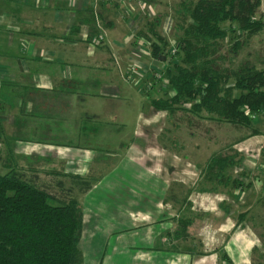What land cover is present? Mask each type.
<instances>
[{"label": "crops", "instance_id": "obj_1", "mask_svg": "<svg viewBox=\"0 0 264 264\" xmlns=\"http://www.w3.org/2000/svg\"><path fill=\"white\" fill-rule=\"evenodd\" d=\"M158 3L0 0V167L60 183L64 178L86 180L93 169V154L84 144L91 137L103 142L118 138L116 115L133 103L138 108V132L124 137L144 142L142 154L133 155L136 162L151 160L159 166L144 171L151 181L144 187L149 199L114 202L116 212L98 222L90 241V234L83 237V214L84 246L89 242L101 249L94 264H214L220 262L217 244L223 248L229 231H235L233 219L220 225L216 218L209 229L207 223L203 228L193 223L194 218L218 217L215 209H227L228 202L204 200L203 195L219 191L202 193L196 188L210 156L198 162L178 153L173 156L174 166L171 158H163L172 157L161 144L169 138L158 136L166 115L150 101L164 97L167 88L163 84L148 88L144 77L131 72L132 67L140 73L166 70L167 63L159 67L149 45L138 37L146 22L160 14L155 12ZM164 15L159 34L176 46L163 28L164 20L172 19ZM119 124L126 128L125 122ZM121 143L113 142L117 151L123 149ZM179 161L184 163L181 171L192 175L172 179ZM109 246L112 249L107 253ZM231 246L235 248V242ZM238 248L233 259L222 252L228 264L237 252L250 248L249 237ZM85 259L82 256V263Z\"/></svg>", "mask_w": 264, "mask_h": 264}, {"label": "trees", "instance_id": "obj_2", "mask_svg": "<svg viewBox=\"0 0 264 264\" xmlns=\"http://www.w3.org/2000/svg\"><path fill=\"white\" fill-rule=\"evenodd\" d=\"M165 17L158 14L138 33L151 56L156 60L163 56L167 63V89L164 97L150 101L151 106L165 113L167 122L182 112L248 133L237 142L260 135L254 121L264 125V68L247 63L225 66L222 49L236 29L230 48L233 55L263 31L264 0L180 1L170 16L174 57L166 54L169 44L158 31ZM228 149L210 155L200 173L199 192L242 189L243 183L233 175L241 168L242 158ZM238 174L244 176L242 171ZM35 180L17 171L0 176V264H82L79 202L54 201L48 188L37 186ZM77 181L85 183L82 193L86 194L89 183ZM62 186L56 183L57 188Z\"/></svg>", "mask_w": 264, "mask_h": 264}, {"label": "rangeland", "instance_id": "obj_3", "mask_svg": "<svg viewBox=\"0 0 264 264\" xmlns=\"http://www.w3.org/2000/svg\"><path fill=\"white\" fill-rule=\"evenodd\" d=\"M180 1L182 0H158L159 6L155 7V12L158 11L160 14L171 16L173 15V9ZM163 26L166 36L171 39L174 29L173 21L169 19L164 20ZM227 26L226 24V27ZM234 26L236 28V25ZM237 33L238 30L236 29V33L228 35L227 42L223 45L222 54L226 59L224 65H232L233 68H236L243 63H247L253 65L257 69L264 68V29L260 34L251 38L247 44L243 45L236 55H233L230 53V48L233 44L232 40L237 36ZM239 38H242L240 41L244 39L242 36ZM172 46L173 45H169V47ZM163 65L164 62L158 63L159 67ZM162 73L164 74L165 71H162ZM144 78L148 81L147 76H144ZM161 84L166 87L164 82H158L155 85L160 87ZM135 90L138 94L140 93L139 88ZM134 104L135 103L131 104L130 107L128 106L127 110H120L118 115H116L119 121L115 120V128L117 132L121 133L118 138L110 139L109 142H103L98 138L91 137L88 140V144H84L88 145L85 147H88L93 154V160L91 161L93 169L88 172V175H91H89L86 181L83 180L90 185L89 191L86 194L82 193L85 183L77 180H66L64 178V182L62 181V188H57L56 182L58 179L55 182L53 178L35 177L36 185L47 187L54 201L61 202L67 201L68 199H75L79 202L85 218L83 237L85 238V234H90L89 241L92 240V233L93 235L96 233V231L92 229L99 226L98 222L101 220L104 221L107 217L111 216L113 212H116V210L113 209L114 202L149 199V194L144 187L148 186L151 181H149L148 177H145L144 171L151 167L159 169L156 162L151 160L136 162L133 157L134 154L144 151V142L142 139L133 140L131 142L130 140L132 138L124 137L129 133L131 137H133L136 135V132H138V129H135V113L138 108H136ZM121 121L125 122L126 128H120L119 122ZM254 122L259 129L260 135L251 137L252 139L249 141L248 139H244L237 142L241 138L247 136L248 133L237 132L227 124H219L209 120L202 121L179 112L168 122L164 120L163 128L161 129L160 135H158L160 138H169V141L163 140L161 144L162 146L164 144L165 147H168L167 149L171 152L172 157L165 155L163 158H171L173 166L176 162L173 156L178 153L190 155V158L199 162L201 158H206L213 153H226L229 151L228 148L231 147L233 150H236L242 158L243 162L241 168L234 171L233 175L243 183L244 188L242 187V189H239L237 192L232 188L224 190V188L220 187L218 189L219 193L203 195L206 201L213 199V202H228L225 207L228 210H225L228 211L229 215H225L226 211L219 208L213 210L216 213L219 212L218 217L212 215L206 216L205 218L193 219L195 225H202L201 228L204 227V223H207L209 226L208 229L210 227L212 228V224L216 221V218H220L218 221L220 225H222L226 219L229 221L231 219L234 220L235 231H229L228 239H225L228 243L223 248L221 245L217 244V256L220 262L214 264H228V259H224L222 252L225 251L229 259H233L235 257L234 251L239 250L238 245L243 247L248 237L250 248L247 250L245 249L243 253L237 252V258L234 259L233 263L232 260H229V264H242V260L244 263L246 262V264H264V125L260 122L257 123V120ZM109 125H111V123H109ZM103 129L108 131V129ZM117 140H122L120 144L123 148L122 150H116L118 146L113 144V142H117ZM148 141L151 140L148 139ZM148 149L149 151H151V149L152 152L154 151V147ZM176 164L177 167H174L175 174H172V179L177 178L179 175H186L188 177L192 175L191 173L187 174V172L184 174L183 171H181V166L184 165V163L179 161ZM240 171L244 172V176L238 174ZM9 173H11L10 170L4 171L3 168L0 167V176ZM31 177L34 176H26L27 179H31ZM247 185H249V187H246ZM133 188L142 190V192L138 191L136 194H132L130 190ZM196 188L199 189L200 187L197 186ZM54 201L51 203L56 205L57 203ZM87 224L89 225L87 226ZM223 237L225 238V234ZM232 241L235 242V248L231 246ZM87 243L88 244L84 246L83 240H80L78 245L83 258H86L82 264H94L91 262L98 260L101 249H99V246L96 244L89 245V242ZM96 243L99 244L98 242ZM111 249V246L107 247V253H109ZM88 258H91V260L89 261Z\"/></svg>", "mask_w": 264, "mask_h": 264}, {"label": "built area", "instance_id": "obj_4", "mask_svg": "<svg viewBox=\"0 0 264 264\" xmlns=\"http://www.w3.org/2000/svg\"><path fill=\"white\" fill-rule=\"evenodd\" d=\"M144 6V4L140 3L139 6ZM261 12H263V8L260 9ZM263 23H264V18H263ZM101 39L98 40V42ZM176 53V46L169 47L166 51V54H168L169 57H174ZM131 72L133 75H139L141 78L144 76H147L148 81H147V86L148 88L151 87L152 85L158 83V82H164V74L162 73L161 70L158 69H151L148 72H142L140 73L139 69L136 67L131 68Z\"/></svg>", "mask_w": 264, "mask_h": 264}, {"label": "water", "instance_id": "obj_5", "mask_svg": "<svg viewBox=\"0 0 264 264\" xmlns=\"http://www.w3.org/2000/svg\"><path fill=\"white\" fill-rule=\"evenodd\" d=\"M158 61H160V62H164L165 61V57H160L159 59H158Z\"/></svg>", "mask_w": 264, "mask_h": 264}]
</instances>
